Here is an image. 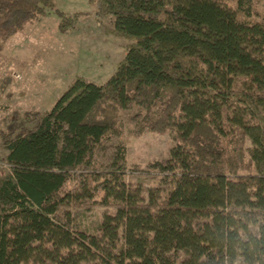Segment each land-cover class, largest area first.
<instances>
[{"label": "trees", "instance_id": "1", "mask_svg": "<svg viewBox=\"0 0 264 264\" xmlns=\"http://www.w3.org/2000/svg\"><path fill=\"white\" fill-rule=\"evenodd\" d=\"M231 1L97 0L107 32L132 42L104 84L78 77L2 135L0 264H264L263 0ZM53 9L0 0V54ZM120 110L173 132L151 164L166 190L128 181ZM79 210L104 212L96 232Z\"/></svg>", "mask_w": 264, "mask_h": 264}, {"label": "rangeland", "instance_id": "2", "mask_svg": "<svg viewBox=\"0 0 264 264\" xmlns=\"http://www.w3.org/2000/svg\"><path fill=\"white\" fill-rule=\"evenodd\" d=\"M259 7L264 13V0ZM96 11L97 0H55V9L28 23L4 44L0 54L1 170L10 169L9 149L2 135L12 130L18 132V115L51 110L78 77L104 84L125 57L132 40L108 33L110 24L98 18ZM62 17L72 19L66 31L59 28ZM133 115L134 111L118 112L127 146V179L132 184H141L145 191L151 188L166 190L160 172L151 164L166 162L178 141L169 130L152 131L134 124ZM228 138L235 142L237 135L231 133ZM246 141L248 149L252 142L251 139ZM144 195L147 196L146 192ZM103 215L102 210L92 214L83 210L75 212L83 228L90 232L98 230Z\"/></svg>", "mask_w": 264, "mask_h": 264}]
</instances>
